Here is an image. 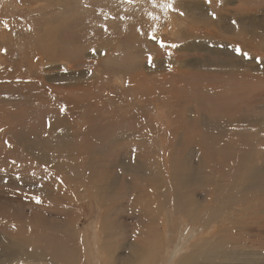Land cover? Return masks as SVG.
Segmentation results:
<instances>
[{
	"label": "rangeland",
	"instance_id": "obj_1",
	"mask_svg": "<svg viewBox=\"0 0 264 264\" xmlns=\"http://www.w3.org/2000/svg\"><path fill=\"white\" fill-rule=\"evenodd\" d=\"M175 1L0 0V264H264V63Z\"/></svg>",
	"mask_w": 264,
	"mask_h": 264
},
{
	"label": "crops",
	"instance_id": "obj_2",
	"mask_svg": "<svg viewBox=\"0 0 264 264\" xmlns=\"http://www.w3.org/2000/svg\"><path fill=\"white\" fill-rule=\"evenodd\" d=\"M172 9L175 11L173 15L170 16L172 24H177V19H182L183 16L186 18H201L204 19L205 16L201 13L203 9L207 7L200 0H176L171 3ZM219 14L221 12H218ZM180 14V17L178 16ZM218 14V19L220 15ZM234 19L231 20L234 23V27L225 25L217 27L226 28L224 32H230L234 30V37H240V43L235 44L237 48L241 50L239 53H247L251 57H255L256 61L264 63V0H242V4H239V10L235 13ZM222 16V15H221ZM175 20V21H174ZM193 27H185L187 31L190 29L197 30ZM173 29H178L173 26ZM188 33H186L187 36ZM231 39V35H227ZM226 39V37H225ZM189 46V45H188ZM187 46V48H188ZM193 53V52H192Z\"/></svg>",
	"mask_w": 264,
	"mask_h": 264
},
{
	"label": "bare ground",
	"instance_id": "obj_3",
	"mask_svg": "<svg viewBox=\"0 0 264 264\" xmlns=\"http://www.w3.org/2000/svg\"><path fill=\"white\" fill-rule=\"evenodd\" d=\"M18 143V142H17ZM110 154V153H109ZM110 162V161H109ZM113 162V161H112ZM85 178V177H84ZM88 182V181H87ZM190 182V180H185V184L186 185H188V183ZM2 184V183H1ZM171 186V185H170ZM3 187V186H2ZM100 187V186H99ZM176 187V186H175ZM174 187V188H175ZM102 188H104L105 190H108V185L105 183L104 185H103V187ZM172 188V187H171ZM182 189V188H181ZM38 190V189H37ZM256 190V189H255ZM5 191V190H4ZM9 191V190H8ZM39 191H41V190H39ZM171 191H173V190H171ZM170 191V192H171ZM43 192V191H42ZM69 192V191H68ZM181 192V191H180ZM183 192V191H182ZM175 193V192H174ZM149 194V193H148ZM170 194V193H169ZM175 194H177V193H175ZM16 195V194H15ZM39 195V194H38ZM47 195V194H46ZM194 195V193H193V191H191V196H193ZM39 196H41V194L39 195ZM261 196V195H260ZM37 197V196H36ZM49 197V196H48ZM259 197V196H258ZM38 198V197H37ZM75 198V197H74ZM163 198V197H162ZM172 198H173V196H172ZM68 199V198H67ZM98 199H100V198H98ZM178 199V198H177ZM164 200V199H163ZM36 201V200H35ZM38 201V200H37ZM180 201V200H179ZM34 202V201H33ZM102 202H103V205H105V203H106V200H105V198L104 199H102ZM164 202V201H163ZM241 202V201H240ZM189 203V202H188ZM15 204V203H14ZM215 204V203H214ZM39 205V204H38ZM41 205V204H40ZM39 205V206H40ZM182 205H183V203H182ZM235 205V204H234ZM258 205V204H257ZM22 206V205H21ZM191 207H193L191 210H190V213H193V211H197V206L196 205H194L193 203H192V201H191V205H190ZM229 206H231V208H232V206H233V203H227V204H218V203H216L215 205H214V208L212 209V210H210V211H208L207 209H205V212H206V215L208 216V221H210V220H212L213 218H215V217H217V215L220 213L221 215H230L229 214V210H228V207ZM182 209V207L181 206H179V205H176V207L174 208V212H176V213H180V210ZM233 209H234V207H233ZM12 210V209H11ZM173 210V209H172ZM19 211V210H18ZM198 212V211H197ZM70 213V211L67 213V214H69ZM74 213V212H73ZM184 213L185 214H188V211L187 210H184ZM236 213V212H235ZM72 214V213H71ZM201 214V213H200ZM243 214V213H242ZM245 214V213H244ZM247 214H249V213H247ZM246 214V215H247ZM173 215V214H172ZM5 216V215H4ZM3 216V217H4ZM70 216V215H69ZM75 216V215H74ZM191 216V215H190ZM71 217H72V215H71ZM201 217V216H200ZM200 217H198L197 219L201 222V218ZM224 217H226V216H224ZM228 217V216H227ZM0 218H1V216H0ZM47 218V217H46ZM67 218H68V216H67ZM72 218H74V217H72ZM71 218V219H72ZM238 218H240V217H238V215L237 216H235V217H230V219H227V220H232L231 222H228V223H226V221L222 224V226L224 227V230L225 231H227V232H231L232 231V229L234 228V227H238V226H235V223H237L236 222V220L238 219ZM70 218H68V220H69ZM71 219H70V221H71ZM37 220V219H36ZM73 220V219H72ZM14 222V221H13ZM52 222V221H51ZM51 222H49L48 221V223H51ZM75 222V221H74ZM55 224V223H54ZM52 225H53V223H52ZM49 226V227H53V226ZM68 225H70V224H68ZM47 226V225H46ZM55 226V225H54ZM57 224H56V227H54V229L55 228H57ZM71 226V225H70ZM243 226V225H242ZM4 228H6V227H4ZM76 227H74V229H75ZM152 228V227H151ZM63 229V228H62ZM62 229H61V231H62ZM69 229V228H68ZM67 229V230H68ZM250 229H251V227H250ZM4 230H9V229H4ZM76 231H77V229H75ZM75 230H70V231H65V234L63 235V237H62V239H64V240H66V242L68 243V242H73V244H75V247L77 248V246H78V244H79V236H78V232H75ZM12 231V230H11ZM60 231V232H61ZM1 232H3V231H1ZM5 232V231H4ZM7 232V231H6ZM10 232V231H9ZM255 232V231H254ZM37 233V232H36ZM64 233V232H63ZM148 233V232H147ZM238 233V232H237ZM242 233H246V231H242ZM152 234H155V233H152ZM236 234V233H235ZM59 235V234H58ZM57 235V236H58ZM61 235V234H60ZM149 235V234H148ZM251 235V234H250ZM52 237H53V235H51ZM150 236V235H149ZM231 236H234V234H231ZM255 236V235H254ZM49 237V236H48ZM59 237V236H58ZM160 236H158V234L156 233L155 234V240L157 239V241L160 239L159 238ZM256 237V236H255ZM257 237H259V236H257ZM8 238V237H7ZM66 238V239H65ZM68 238H71V239H68ZM140 238V237H139ZM48 240H49V238H47ZM54 239V238H53ZM96 239H98V237L96 238ZM150 239V238H149ZM217 238H215L214 240H213V244L214 245H216V242H215V240H216ZM3 240H5V239H3ZM58 241H59V238L57 239ZM154 241V240H153ZM60 242H62L61 240H60ZM87 242V241H86ZM139 241H136V243H135V246L134 247H131L132 249L134 248V252H135V254H136V256H131V255H129V256H125V257H123V258H118V260L120 261V262H123V260L125 259V264H142L143 262H145V254L144 253H146L147 251H144V248H141L140 246H139V243H138ZM47 243H49V242H47ZM98 243V242H97ZM60 244H62V243H60ZM64 244V243H63ZM87 244V243H86ZM55 245V244H54ZM58 245V244H57ZM68 245V244H67ZM56 246V245H55ZM63 246V245H62ZM74 246V245H73ZM89 248H90V246L89 245H87ZM4 247V246H3ZM9 247V246H8ZM45 247V246H44ZM61 247V246H60ZM65 247V246H64ZM71 247V246H70ZM147 247V246H146ZM43 248V247H42ZM55 248V247H54ZM74 248V247H73ZM165 248V247H164ZM39 249H40V247H39ZM48 249H49V247H48ZM66 249V248H65ZM183 249V248H182ZM147 250V249H146ZM149 250V249H148ZM54 251V250H53ZM92 251V250H91ZM150 251V250H149ZM46 252V251H45ZM44 252V253H45ZM57 253H58V251H56ZM179 252V249L177 248L175 251H174V253L175 254H173L174 255V257H175V255H177V253ZM211 255L207 258V260H206V262H205V264H213L214 262H215V258H214V256L216 257V254H214V252L211 250ZM43 253V252H42ZM43 253V254H44ZM140 253H142V254H140ZM148 253V252H147ZM195 253V252H194ZM40 254L41 253H39V251L38 250H31V256H33V257H38L39 258V256H40ZM133 254V253H132ZM25 255V254H24ZM47 255V254H46ZM74 255V254H73ZM78 255V254H77ZM134 255V254H133ZM172 255V256H173ZM75 256H76V254H75ZM225 256V257H224ZM29 257V256H28ZM58 257V256H57ZM65 257V256H64ZM99 258V261L97 262V263H100V261H102V257H101V255H100V252L99 253H97V255H96V257L95 258ZM121 257V256H120ZM222 257H224V259H227V258H229V261H235V259L236 258H238L239 257V255H235V253H233V257L231 258V256H230V254H227L226 252L225 253H223V255H222ZM76 258V257H75ZM94 258V259H95ZM97 258V259H98ZM250 259L252 260V257H250ZM48 260V259H47ZM80 260V259H79ZM52 261V262H51ZM193 261V257L190 255L189 257H186L185 259L184 258H182V261L181 260H179L178 262L180 263V264H194V263H191ZM3 262V261H2ZM41 262V261H40ZM48 263L47 264H60L61 262H58L55 258H49V260L47 261ZM72 262V261H71ZM119 262V263H120ZM149 262V261H148ZM44 263V262H43ZM46 263V262H45ZM82 263V262H81ZM198 264H202V263H199V262H197ZM196 263V264H197ZM3 264V263H2ZM5 264V263H4ZM64 264V263H63ZM121 264H123V263H121ZM224 264V263H223ZM259 264H263V263H259Z\"/></svg>",
	"mask_w": 264,
	"mask_h": 264
},
{
	"label": "snow or ice",
	"instance_id": "obj_4",
	"mask_svg": "<svg viewBox=\"0 0 264 264\" xmlns=\"http://www.w3.org/2000/svg\"><path fill=\"white\" fill-rule=\"evenodd\" d=\"M211 2V0H209V3ZM170 6V5H169ZM213 15H215V14H213ZM236 51L238 52V53H240L241 52V50L239 49V48H237L236 49ZM242 55H244V56H247V53H241Z\"/></svg>",
	"mask_w": 264,
	"mask_h": 264
}]
</instances>
